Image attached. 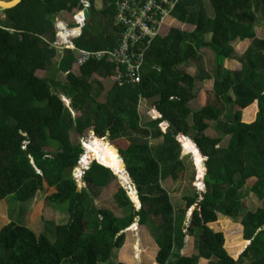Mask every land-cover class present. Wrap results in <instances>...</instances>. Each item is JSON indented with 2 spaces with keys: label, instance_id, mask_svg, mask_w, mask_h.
<instances>
[{
  "label": "trees",
  "instance_id": "1",
  "mask_svg": "<svg viewBox=\"0 0 264 264\" xmlns=\"http://www.w3.org/2000/svg\"><path fill=\"white\" fill-rule=\"evenodd\" d=\"M88 1L89 16L74 40L78 48L93 53L82 64L72 49L59 55L52 41L56 16L80 9L83 0H22L0 8V200H6L11 218L0 230V264L105 263L124 246L125 230L136 220L158 244L160 264H201V258L209 264H264V206L243 214L244 237L253 240L239 259L226 249L223 232L209 225L219 213L241 216L247 193L264 199V37H257L255 29L264 19V0H179L171 16L193 29L171 26L149 45L150 38L144 44L139 39L135 53L138 58L143 53L141 81L113 83L105 100L102 79L116 72L110 52L123 27L116 24L118 0ZM246 39H253L252 44L238 54L234 42ZM206 48L213 52V73L204 67L194 75L184 70L202 59ZM227 59L239 60L241 68L225 67ZM38 70L47 75H38ZM58 73L67 79H58ZM208 77L214 78L210 96L193 109L198 81ZM141 99H155L162 116L143 122ZM256 102L255 120L243 121L242 110ZM162 121L169 122L166 130ZM211 124L216 135L207 134ZM91 130L120 149L140 208L118 175L98 162L85 171V186L79 188L73 171L86 151L80 138ZM74 131L77 141L72 140ZM181 133L192 135L207 157V171L202 175L199 148L184 136L183 147L185 139L192 142L201 168L194 179L202 178L205 186H194L177 206L163 182L186 177ZM117 157L122 160L118 152ZM114 180L119 182L113 198L120 213L96 203L100 190ZM37 196L36 204L50 205L69 218L45 220L43 231L36 233L23 223L24 209L16 206ZM188 235L196 239L192 255L182 253ZM139 244L130 245L134 254L127 261L142 259ZM238 244L240 251L246 241Z\"/></svg>",
  "mask_w": 264,
  "mask_h": 264
},
{
  "label": "rangeland",
  "instance_id": "2",
  "mask_svg": "<svg viewBox=\"0 0 264 264\" xmlns=\"http://www.w3.org/2000/svg\"><path fill=\"white\" fill-rule=\"evenodd\" d=\"M76 10V9H75ZM74 10V11H75ZM74 11H69V15H73ZM64 14V13H63ZM60 16V13L56 16L55 20H57V17ZM3 17V14L0 12V18ZM70 21H73L70 19ZM173 27H179L181 29H188L192 30L193 26L182 23L179 20L175 19L174 20V26ZM169 27H163L162 31L168 30ZM256 35L257 37L263 38L264 37V19H259V21L256 24ZM254 39V38H253ZM253 39H246V40H237L234 42L236 51L238 54H243L248 47L252 44ZM53 42V41H52ZM65 51L62 50L59 52V55H64ZM213 52L210 48H206L202 52V59H200L198 62L195 61L193 64H190L188 66H184V70L187 72H190L191 74H196V72L199 70L200 67H204L207 69L210 73H213L212 66H213ZM225 67L229 69H240L241 68V62L237 59H227L225 61ZM75 72H78L77 69H74ZM37 74L40 76H46L47 72L45 70H38ZM262 75H258V78L263 80L261 78ZM57 78L60 80L65 81L67 79L65 73H58ZM105 85V90L103 91V98L102 100H105L104 95L107 91L108 88H110L111 85H113V80L111 79H102ZM214 79L213 78H206L204 80L198 81V91L199 95L196 99H194L190 105L193 109H198L200 108L207 96H210L209 90L213 89V83ZM63 99L66 101L67 104L70 105V100L66 97H63ZM211 99H215L214 95H211ZM155 99H142L139 104V111L142 117L143 122H147L151 119H154L153 117H157L158 113L155 111L156 106H155ZM251 112L247 113V111ZM258 103L252 104L250 107L243 109V115H242V120L246 122H251L258 112ZM253 113V115H252ZM249 115H251V118H249ZM253 116V117H252ZM167 124L164 123L163 127H166ZM92 131V130H91ZM91 131L86 132L84 136L80 138L81 142L83 143L86 151L85 154H87V146L86 142H89L91 139L94 138L95 135ZM207 134L209 135H216L217 132L213 128V125L211 124V127L207 130ZM190 138H192V135H189ZM79 139V135L74 131L72 132V140L77 141ZM193 139V138H192ZM229 137H226L225 141L222 143V145H226L228 142ZM110 142L111 144L112 141L109 140L107 137L104 139ZM184 147L182 146V151L181 155L182 158L187 163L188 170L186 177L183 179L179 180H173V179H167L163 182L164 186L169 190L171 197L174 201V203L178 205H182L183 202V196L185 193L188 191L192 190L193 187L195 186L197 188L198 184L197 181L194 179V173L196 170V165L197 169L199 171L201 170L199 163L196 161L194 158V151L195 148L192 145V142L189 139L184 140ZM117 147V146H116ZM118 148V147H117ZM185 148V150H184ZM187 152V153H186ZM83 155V156H84ZM83 157L78 163V170L80 168L86 167L83 165ZM196 161V165L195 162ZM92 163V162H91ZM90 164V163H89ZM89 166V165H88ZM82 171V169H80ZM198 171V170H197ZM79 172H77L76 169L73 171V175L77 177ZM118 174V173H117ZM118 181L127 189L128 194H135V187H132L131 190V185L132 181L126 182L122 178L118 176ZM117 180H114L110 184V186L102 188L99 192L98 197H96V203L99 207H108L113 209L115 212L120 213L121 210L119 209L118 205L114 201L113 195L114 191L117 190L118 186L116 185L119 183ZM131 182V183H130ZM85 183H79V188L85 186ZM131 199H135V197L130 196ZM40 196H37L35 199L29 202V204H24L20 203L19 205L16 206V208H23L24 209V218H23V223L26 224L27 226H30L35 230L36 233L40 234V232L43 231L44 226H45V220H55L56 222H62L64 220H67L69 216L66 214H61L57 210H55L54 207L48 205L45 206L43 203L36 204V201L39 200ZM244 204H245V209L244 211L241 212V216H243L244 212L248 210H255L258 207L264 206V199H259L254 193H247L245 199H244ZM33 209V211H32ZM31 216L33 217V220L31 221ZM241 219L240 217L238 220L237 219H230L229 222H227L225 218H218L217 221H215L212 225L214 227L213 229L217 231H222L224 236H225V246L229 250V252H233L234 248H238V243L244 238V231H243V226L241 225ZM11 218L9 215V209H8V204L6 200H0V230L3 226L7 225L10 223ZM138 229H132L134 225H132L130 228L126 230V243L124 244L123 247L117 249V252H114L111 258L101 264H116L118 261L125 262L126 264H159L156 261V255L159 251V247L155 241V239L152 237L150 231L145 225H141L138 222H136ZM139 241V247L143 251L142 252V259L140 261L134 260L132 261H127V258H132L134 252L131 250V244H134V242ZM197 252L196 248V239L194 236L188 235L186 237V244L183 249V254L184 255H192ZM201 264H209V260L206 259H201L200 261ZM245 263V262H244ZM240 263V264H244ZM245 264H249L245 263Z\"/></svg>",
  "mask_w": 264,
  "mask_h": 264
},
{
  "label": "built area",
  "instance_id": "3",
  "mask_svg": "<svg viewBox=\"0 0 264 264\" xmlns=\"http://www.w3.org/2000/svg\"><path fill=\"white\" fill-rule=\"evenodd\" d=\"M178 2L179 0L117 1L116 24H121L123 30L120 41L110 52V62L116 71L111 75L114 82L124 85L141 81L143 53L139 58L136 56L137 42L141 39L144 44V40L150 38L147 41V45H149L152 39L162 32L163 27L174 26L175 19L171 13ZM89 6L90 2L83 0V6L76 9L72 16L69 15V10H63L55 20L57 31L52 46L60 51L72 49L78 64L84 63L93 54L86 49L78 48L74 43V40L82 33L87 20L84 10ZM167 19L169 22L166 21ZM78 172L76 176L80 179L85 172L83 170H78Z\"/></svg>",
  "mask_w": 264,
  "mask_h": 264
},
{
  "label": "bare ground",
  "instance_id": "4",
  "mask_svg": "<svg viewBox=\"0 0 264 264\" xmlns=\"http://www.w3.org/2000/svg\"><path fill=\"white\" fill-rule=\"evenodd\" d=\"M86 146L87 154L83 156V165L86 166L94 159H98L106 165L113 167L118 173V176L124 181H130L129 175L123 169L122 160L117 157V152L110 142L104 139H98L94 136L93 139L86 142ZM79 171L81 170L79 169ZM132 196L136 199V194H132ZM137 201L139 202L138 199Z\"/></svg>",
  "mask_w": 264,
  "mask_h": 264
},
{
  "label": "water",
  "instance_id": "5",
  "mask_svg": "<svg viewBox=\"0 0 264 264\" xmlns=\"http://www.w3.org/2000/svg\"><path fill=\"white\" fill-rule=\"evenodd\" d=\"M22 0H0V8H2V9H8V8H12V7H15L17 4H19L20 2H21ZM84 12H85V16H86V18H88V16H89V10L88 9H85L84 10ZM92 133H93V135H95V132H94V130H92L91 131ZM184 134H182L181 135V138L183 137L184 138ZM106 137H102V139H105ZM196 144V143H195ZM112 146L114 147V148H116V150H117V152H118V156L122 159V166H123V169L127 172V167H126V163H125V160H124V157H123V155H122V153H121V151H120V149L119 148H117L114 144H112ZM196 146H197V144H196ZM198 147V146H197ZM199 148V147H198ZM199 152H200V154L202 155V162H203V166H204V171H203V174H206V171H207V168H206V158L207 157H205V156H203V154H202V152H201V150H200V148H199ZM92 162H99V163H102V164H104L105 166H107V167H109V168H111L112 170H114L115 171V173L117 174V172H116V170L113 168V167H111V166H108V165H106L105 163H103V162H101V161H99L98 159H94ZM195 165H196V161H195ZM89 166H90V164H89ZM89 166H86V167H82V170L85 172L88 168H89ZM196 168H197V165H196ZM127 174H128V172H127ZM129 175V174H128ZM129 178H130V176H129ZM132 186H135V184H133ZM140 201V200H139ZM139 207L141 206V203L139 202ZM194 208H192V210H193Z\"/></svg>",
  "mask_w": 264,
  "mask_h": 264
},
{
  "label": "clouds",
  "instance_id": "6",
  "mask_svg": "<svg viewBox=\"0 0 264 264\" xmlns=\"http://www.w3.org/2000/svg\"><path fill=\"white\" fill-rule=\"evenodd\" d=\"M194 75V74H193ZM111 76V75H110ZM208 78H213V77H208ZM214 79V78H213ZM111 80H112V78H111ZM114 82V81H113ZM115 83V82H114ZM214 83V82H213ZM142 100V99H141ZM69 105V104H68ZM155 111L158 113V116L157 117H153V118H160L161 116H162V114L159 112V110L158 109H155ZM246 122V121H245ZM164 123H166L167 124V126L166 127H163V124ZM168 126H169V122L168 121H162L161 122V127H162V129L163 130H166L167 128H168ZM183 133H181V134H179V136H178V139L181 141V145L183 146V143H182V138H181V135H182ZM185 135V134H184ZM185 136H187V135H185ZM187 137H189V136H187ZM193 141L196 143V141L193 139ZM197 144V143H196ZM198 146V145H197ZM204 156V155H203ZM83 157V156H82ZM194 162H195V160H194ZM99 163V162H98ZM102 164V163H101ZM89 165V164H88ZM87 165V166H88ZM90 165H91V163H90ZM104 165V164H103ZM90 167V166H89ZM78 168H79V166H77L75 169L77 170V172H78ZM80 169H82V168H80ZM197 169V168H196ZM198 171H199V169H197ZM114 171V170H113ZM128 172V171H127ZM114 173H115V171H114ZM116 174V173H115ZM118 175V174H117ZM202 175H205V174H203L202 173ZM77 178V177H76ZM78 179V178H77ZM82 179V177L80 178V179H78L79 180V182H80V184L82 183L83 184V181L81 180ZM131 179V178H130ZM131 181H132V179H131ZM134 184V182L132 181V184H130L131 185V190H132V187H135V189H134V191H135V194H136V199H132L134 202H135V204H136V206L138 207V208H140L139 207V202L137 201V199L139 200V196H138V190H137V187H136V185L135 186H132ZM197 184H198V186H197V188L198 189H201L203 186H205V184H204V181H203V179L202 178H200L198 181H197ZM132 195V194H131ZM131 195H129V196H131ZM133 197V196H132ZM131 198V197H130ZM141 203V202H140ZM192 208H194V206L192 207ZM192 208L190 209V214L192 213ZM136 222H138L137 220L133 223V224H135ZM139 223V222H138ZM212 223V222H211ZM132 224V225H133ZM140 224V223H139ZM131 225V226H132ZM209 225H210V223H209ZM130 226V227H131ZM130 227H128V228H130ZM127 228V229H128ZM126 229V230H127ZM125 230V231H126ZM158 245V244H157ZM159 247V246H158ZM182 253H183V251H182ZM158 254V253H157ZM156 261H157V255H156ZM157 263H159L158 261H157ZM160 264V263H159Z\"/></svg>",
  "mask_w": 264,
  "mask_h": 264
},
{
  "label": "crops",
  "instance_id": "7",
  "mask_svg": "<svg viewBox=\"0 0 264 264\" xmlns=\"http://www.w3.org/2000/svg\"><path fill=\"white\" fill-rule=\"evenodd\" d=\"M4 17V16H3ZM259 108V107H258ZM257 114V113H256ZM249 118H251V115H249ZM255 118H256V115L254 116V118H253V120L252 121H254L255 120ZM251 121V122H252ZM251 193H253V192H251ZM257 209V208H256ZM255 209V210H256ZM245 213V212H244ZM220 217H222V218H225V219H228V220H226L227 222H229L230 221V219H232V220H234V218H231V217H229V216H224L223 214H221V213H219V215H218V218H220ZM240 217H242V219H241V225L243 226V224H242V220H243V217L244 216H239L238 218H237V220L240 218ZM213 223V222H212ZM210 226L212 227V225L210 224ZM212 228H214V227H212ZM261 229V228H260ZM259 229V230H260ZM215 230V229H214ZM217 231V230H216ZM243 231H244V226H243ZM244 233V232H243ZM153 237V236H152ZM243 240H245L246 241V244L244 245V247L240 250V251H237L238 250V248H234V251L233 252H229V250L227 249V247H226V249L228 250V252L231 254V256L233 257V258H235V259H239L240 258V256H241V254L246 250V248L251 244V242H252V240H253V238L252 239H245V237L243 238ZM201 259H205V258H201ZM206 260H208V259H206ZM201 261V260H200ZM249 262V260H246L245 261V263H248ZM244 263V262H243ZM244 263V264H245ZM249 264H250V262H249Z\"/></svg>",
  "mask_w": 264,
  "mask_h": 264
}]
</instances>
